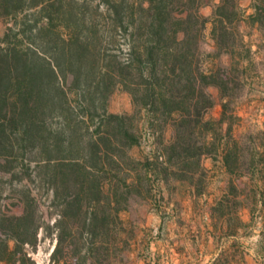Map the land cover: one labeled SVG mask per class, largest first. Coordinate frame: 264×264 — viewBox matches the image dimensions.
I'll use <instances>...</instances> for the list:
<instances>
[{
  "label": "trees",
  "instance_id": "1",
  "mask_svg": "<svg viewBox=\"0 0 264 264\" xmlns=\"http://www.w3.org/2000/svg\"><path fill=\"white\" fill-rule=\"evenodd\" d=\"M94 2L0 0V263L35 264L28 248L44 228L56 231L50 264H117L109 251L120 213L160 180L193 182L202 157L240 174L227 114L239 70L215 59L238 48L242 21L264 30V0H252L246 17L238 0H219L209 17L199 9L212 0ZM208 22L212 51L201 49ZM210 86L221 98L217 119L205 117ZM117 88L132 114L108 111ZM161 122L174 132L138 171L128 151ZM39 190L57 216L52 225Z\"/></svg>",
  "mask_w": 264,
  "mask_h": 264
},
{
  "label": "rangeland",
  "instance_id": "2",
  "mask_svg": "<svg viewBox=\"0 0 264 264\" xmlns=\"http://www.w3.org/2000/svg\"><path fill=\"white\" fill-rule=\"evenodd\" d=\"M218 1L201 6L200 13L209 17ZM238 4L243 16L252 12V0H238ZM210 28L208 22L202 50L213 49ZM3 29L4 22L0 19V35ZM238 30L242 40L238 48L215 60L236 64L239 70L234 73L238 88L230 91L233 95L227 114H233L229 119L230 132L238 148L236 172L240 174H229L219 157L215 161L202 157L193 182L173 176L160 180L141 204H131L120 213L123 230L118 229L115 253L109 251L117 264H264V203H260L263 198L259 193L264 191V179L260 178L262 174L264 177V30L249 21H242ZM208 92L214 105L205 117L217 119L221 98L214 86L208 87ZM108 111L132 114L130 95L115 89L109 98ZM137 121L138 115L132 119L134 127ZM146 132L149 133L146 140L128 151L130 166L138 171L144 156L150 151L161 152L160 141L165 143L174 130L161 122L151 125ZM257 153L262 154V162ZM13 182L16 184V180ZM10 185L9 179L2 180L6 189ZM39 193L38 205L44 222L52 225L57 216L49 207L45 190ZM55 234V230L39 231L35 249L28 248L35 264H50ZM102 239L106 242V236ZM64 244L63 255L69 250ZM105 248L106 243L101 247L103 255Z\"/></svg>",
  "mask_w": 264,
  "mask_h": 264
}]
</instances>
